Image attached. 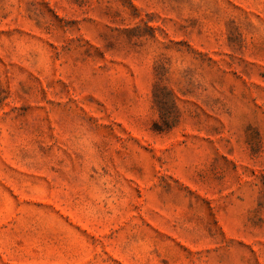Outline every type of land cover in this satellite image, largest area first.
Instances as JSON below:
<instances>
[{
    "label": "rangeland",
    "instance_id": "rangeland-1",
    "mask_svg": "<svg viewBox=\"0 0 264 264\" xmlns=\"http://www.w3.org/2000/svg\"><path fill=\"white\" fill-rule=\"evenodd\" d=\"M0 264H264V0H0Z\"/></svg>",
    "mask_w": 264,
    "mask_h": 264
}]
</instances>
